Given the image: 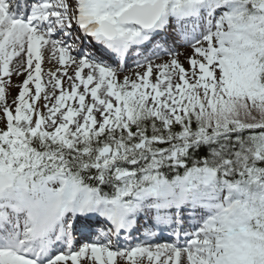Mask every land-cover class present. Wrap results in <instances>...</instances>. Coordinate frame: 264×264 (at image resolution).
Instances as JSON below:
<instances>
[{
    "label": "snow or ice",
    "instance_id": "obj_1",
    "mask_svg": "<svg viewBox=\"0 0 264 264\" xmlns=\"http://www.w3.org/2000/svg\"><path fill=\"white\" fill-rule=\"evenodd\" d=\"M69 261L264 264V0H0V264Z\"/></svg>",
    "mask_w": 264,
    "mask_h": 264
},
{
    "label": "rangeland",
    "instance_id": "obj_2",
    "mask_svg": "<svg viewBox=\"0 0 264 264\" xmlns=\"http://www.w3.org/2000/svg\"><path fill=\"white\" fill-rule=\"evenodd\" d=\"M27 15V14H26ZM25 15V16H26ZM78 43V42H77ZM184 49H182V50H180V51H183ZM47 54L45 53V56H46ZM162 58H164V57H162ZM161 58V59H162ZM181 58V60H182V62H183V57L181 56L180 57ZM158 62V61H157ZM58 67H60V66H58ZM44 67L42 66V69H43ZM71 70V68L69 69V71ZM136 70H134V72H135ZM134 72H131V73H129V74H132V73H134ZM124 75V73H121V76H123ZM25 77V76H24ZM24 77H22V76H20V78H18V77H11L10 78V81H11V83H10V86L9 85H6V100H7V102H9V103H11V101L13 100V98L15 97V95L16 94H18V91H19V84L22 82L21 80H23L24 79ZM4 80H8L9 78L8 77H4L3 78ZM21 81V82H20ZM40 103H42V101L40 102ZM69 264H71V262L69 261ZM85 264H87V262H85ZM118 264H123V261H119L118 262Z\"/></svg>",
    "mask_w": 264,
    "mask_h": 264
},
{
    "label": "bare ground",
    "instance_id": "obj_3",
    "mask_svg": "<svg viewBox=\"0 0 264 264\" xmlns=\"http://www.w3.org/2000/svg\"><path fill=\"white\" fill-rule=\"evenodd\" d=\"M47 55L45 56V59H44V61H43V63H42V66L44 67L43 69V71L45 72V73H47L48 71H49V69H52V70H55L59 65L55 62V61H49L48 60V53L47 52H45ZM12 67L13 68H15V62L13 63V65H12ZM87 71V69H85V72ZM70 72H71V70H70ZM24 74H20V75H17L15 72H13V74H12V76L11 77H18V78H20V76H23ZM47 79H48V77L45 75L44 76V82H47ZM21 81H23V80H21ZM20 81V82H21ZM22 83V82H21Z\"/></svg>",
    "mask_w": 264,
    "mask_h": 264
}]
</instances>
